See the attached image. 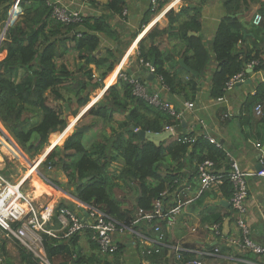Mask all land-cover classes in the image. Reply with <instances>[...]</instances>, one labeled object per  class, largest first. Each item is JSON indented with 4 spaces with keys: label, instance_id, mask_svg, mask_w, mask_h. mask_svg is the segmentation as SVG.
<instances>
[{
    "label": "trees",
    "instance_id": "1",
    "mask_svg": "<svg viewBox=\"0 0 264 264\" xmlns=\"http://www.w3.org/2000/svg\"><path fill=\"white\" fill-rule=\"evenodd\" d=\"M88 1L92 6L95 4V0ZM165 1L161 0L157 9L162 7ZM13 3L14 0H0L1 30ZM247 4V0H224V8L233 17L221 19L211 43L216 62V69L211 74L209 93L213 99L222 98L226 94V82L238 73L244 74L252 61L257 62V65L252 68L254 71L264 68L258 52L253 53L251 49L237 48L245 32L250 33L251 38L254 39L261 34L264 40V10L260 9L262 21L250 31L244 28L241 15H234L241 6ZM17 7L23 14L18 21L7 27L3 39L4 55L0 58V123L9 128L12 140L22 153L31 159L47 145L48 136L52 130L63 132L67 126L61 111L51 107L47 102V95L45 96V93L49 92L53 99L63 100L58 87L70 79L71 72L64 65L57 66L56 59L62 56L59 51L67 40L65 36L71 34V39L75 43L74 50L79 59H84L87 66L93 65L103 70L100 74L101 78L112 71L118 60L117 56L110 51L107 52L106 57L99 58L95 54L99 45V39L95 33H102L112 40L115 37V32L103 17H83L80 23L65 26L50 17V6L44 0H19ZM124 8L123 0H107L106 9L114 15H121ZM185 9L192 10L188 7ZM152 14L149 10L141 25L146 26ZM199 18L200 14L197 12L179 29V38L185 44L182 58L185 60V66L192 71L188 83L184 84L180 80V72L184 68L178 66L176 62H174L178 68L176 71H168L164 68L165 62L170 58L161 54L154 45L150 46L146 52L141 50L139 55L143 64H150L153 61V76L160 80L162 86H165L171 94L182 96L186 101L194 100L198 91L194 79L205 72L211 60L201 37L188 34L189 32L198 33L201 28ZM77 33H80V36H77ZM19 69L23 70V75L16 81ZM86 77L91 81L90 70L86 72ZM263 96L264 84L258 88L252 100L260 101ZM78 102L80 106H85L89 101L86 97L79 98ZM28 113L32 114L31 118L26 115ZM71 114L75 116L77 113L71 111ZM85 114L96 119L95 124L99 121L103 124L116 121L117 128H111L109 138L92 143L89 148L82 144V138L86 132L73 131L66 137L62 147L55 146L37 169L49 181H53L46 176V173L49 172L48 168L56 166L57 171L66 174L69 180L66 186L76 200L96 206L119 224L127 227L136 229L139 226L133 224L134 215L138 209L150 211L154 201L165 202L166 197L162 194L171 192L175 187L177 176L174 172L180 167V162L191 149V145H194L193 153L197 149L206 151L204 156L198 158L197 164L205 160L217 164L218 160L224 158L222 150L205 140L204 135L197 137L190 145L175 141L157 146L150 142L139 141L136 130L160 133L165 131L166 127L179 129L181 121L167 111L150 106L133 96L131 86L120 78L117 79L116 84L108 87L102 98ZM117 116H121V120H116ZM191 135L192 133L179 134L181 138L191 137ZM162 163L166 165L164 177L158 174ZM115 164H119V167L115 169L119 178H131L136 183L138 196L131 209L122 208L114 197L113 191L116 184L109 173H111L110 167ZM173 167L177 169L174 170ZM195 173L197 174V165ZM32 175H35L37 178L35 180L44 186V179L37 177L35 173ZM85 178H91V180L78 185V182ZM150 179L153 182H149ZM223 180L229 190L225 194L229 195L231 186L227 177ZM63 188L66 187L63 186ZM60 206L67 207L64 204L59 205V208ZM86 234L91 248H96L88 232ZM145 235L148 236V234ZM77 238L78 235L68 239H54L44 235L43 246L49 263L56 264L60 260L59 264H110L99 254L91 256L80 254L73 257V253L78 254L74 246ZM15 245L16 258L19 259L17 262L5 250V242L2 244L1 252L5 264H38L39 260L18 242H15ZM117 246L114 254L116 256L120 255L124 248L119 243ZM163 250H167L166 247L160 246L158 254L144 255L147 256L144 258L155 260L153 257L159 256ZM186 254L188 253H182V261H192L194 256L186 258ZM241 255L247 259L250 257V253ZM66 258L70 260H65ZM112 264H121L119 258Z\"/></svg>",
    "mask_w": 264,
    "mask_h": 264
},
{
    "label": "crops",
    "instance_id": "2",
    "mask_svg": "<svg viewBox=\"0 0 264 264\" xmlns=\"http://www.w3.org/2000/svg\"><path fill=\"white\" fill-rule=\"evenodd\" d=\"M44 1L48 5L59 2L68 10L78 12L82 18L103 17L115 32V37L112 40L102 33H95L99 39V45L95 54L101 58L106 57L107 52L110 51L117 56L118 60L112 71L104 78H101L100 74L103 70L97 69L93 65L87 66L84 59H79L77 52L74 50L75 43L71 39V34H67L65 36L67 40L64 46L60 47L59 51L62 53V56L56 59V65L66 66L67 70L71 72V76L64 85L58 87L63 100H55L51 97V100L48 102L51 107L58 108L60 111L63 108L68 115L71 111L78 112L77 115H79L91 102L99 101L102 98L100 91H103L106 85L113 84L117 74L123 73L138 77L149 92L157 93L162 100L168 102L179 113L180 127L172 138L165 142V145L175 142L177 135L180 133H192L191 137L194 138V141L197 137L204 135L213 139L221 146L224 158L218 160L217 164H214L213 167L214 175L218 176L220 181L214 182L207 188H202L201 179L195 173L196 162L199 157L204 156L205 150L197 149L193 153L192 147L194 145H191V149L188 150L187 155L182 158L180 167L178 169L173 167L174 170L177 169L174 172L177 176V182L175 183V187L172 188L173 190L165 194V208L173 207L177 203V200H180V204L183 206L177 215L175 225L165 229L167 244L178 245L189 250L186 258L194 256L193 259L199 260L201 264H243L239 260L247 259L241 255L244 253L243 251L229 243L230 240L237 239L240 234L236 223L238 216L231 210L229 204L231 193L229 195L225 194L229 190L226 187V182L223 180L229 172V156L237 162L244 173L247 185L246 211L242 219L250 231L251 240L264 247V177L257 176L258 171L264 170V107L262 115L256 116L253 108L257 101L252 100L258 88L264 84V68L254 71L252 68L247 67L243 77L220 99H213L209 94L211 90V74L216 69L211 43L221 19L231 16L224 8V0H166L162 7L155 9L156 11L151 8L150 0H123L125 8L121 15H114L106 9L107 0H95L93 6L88 0ZM247 2L248 4L241 6L234 15H241L244 28L250 31L255 27L252 23L254 16L259 14L262 18L260 9L264 10V0H247ZM186 7L192 10L187 11ZM149 10L153 14L149 16L148 24L143 26L141 25L142 21L145 20L146 13ZM197 12L200 14L199 23L201 28L198 33L189 32L188 34L201 37L211 60L205 72L194 79L198 87L194 100L186 101L182 96L171 94L165 86H162L158 78L152 77L148 66L142 63L139 55L141 50L146 52L150 46L154 45L161 54L170 58L165 62L164 68L168 71H176L178 68H176L174 62L178 66L181 65L177 60L185 62L182 58L185 44L179 38V29ZM77 35L80 36V33H77ZM251 37L250 33L246 34L245 32L237 48L240 50L251 49L253 53L258 52L260 59L264 63L263 35L259 34L255 39ZM89 70L91 71V81L86 77V72ZM194 76H196L195 73ZM180 80L184 84L188 83L190 73L185 69L181 71ZM93 92L95 94L91 97ZM48 93L46 92L45 96ZM86 97L89 102L85 106H80L78 99ZM188 102L193 104L191 109L185 107V104ZM62 116L65 117L67 115L63 114ZM75 123L77 122L73 119L63 132L59 135H53L49 140L50 144L57 145L62 143L64 138L69 135ZM103 125L100 121L96 122V126H99L96 129V135L102 136L95 140L97 142L110 136V134L105 135V132L101 133ZM111 128L116 129L117 126H111ZM87 137L88 133L83 135L82 144L84 146L88 142ZM83 140L85 141L84 143ZM14 145L16 152L20 154L19 148L15 143ZM6 149H8L6 145L0 146V170L4 173L5 177L3 169H6L4 161L5 153H7ZM165 166L162 163L158 169V174L162 177L166 175L164 171ZM118 167L119 164L112 165L110 167L111 173L109 174L115 183L119 180H132L134 183L132 206L128 208L131 209L136 203L138 196L136 183L131 178H119L117 176L118 172L115 170ZM27 178L29 179V177ZM26 179L20 180L22 181V185L26 182ZM33 182L39 184L36 180ZM149 182H153V180L150 179ZM39 186L42 187V191H45L42 185L39 184ZM63 186H65L64 182L59 187L62 190V195H64L63 198L65 196L70 197L73 201H64L58 204L57 209L59 205L64 204L68 208L71 206L74 212H76L75 197L69 191H64ZM31 190L33 193H36L35 188ZM76 213L82 218L85 217L80 211ZM138 225L137 231L142 234H148L149 237H154L152 224ZM56 226L54 225V227ZM84 239V235H78L74 246L77 247L78 243L81 249H85V246H82ZM114 239L116 244H122L124 248L118 256L101 257L110 264L117 261L118 258L121 264H188L190 262L182 261V256L178 258L168 248H166L167 250H163L159 256L153 257L155 260L144 258L150 255L144 256L141 254V251L149 249V244L139 240L138 236H134L131 233L116 234ZM5 250L10 256L15 258L16 262L19 261L16 258L17 252L14 241L11 243L9 241L5 242ZM214 250H217L216 255L206 257L198 255L200 251ZM82 252V254H85V250ZM86 253H89L87 256L95 255L97 254V250L96 248H91L90 245ZM45 258H47L46 254ZM247 260L253 263L264 264V254L262 256L250 254Z\"/></svg>",
    "mask_w": 264,
    "mask_h": 264
},
{
    "label": "built area",
    "instance_id": "3",
    "mask_svg": "<svg viewBox=\"0 0 264 264\" xmlns=\"http://www.w3.org/2000/svg\"><path fill=\"white\" fill-rule=\"evenodd\" d=\"M161 0H150L151 8L155 10ZM50 6V17L55 21L70 25L80 23L82 16L78 12L68 10L59 2H55ZM262 18L256 14L253 18V25L258 26ZM79 36V35H77ZM151 74L154 73V68L150 64H146ZM257 65L256 61H252L247 67L253 68ZM243 73H238L232 76L225 84L226 92L231 90L233 85L238 82ZM117 77L127 83L132 88V95L143 100L148 105L167 111L171 116L180 119L179 113L173 109L170 104L157 93L148 91L142 81L136 76H129L123 73L117 74ZM185 107L191 109L193 104L188 102ZM264 107L263 99L257 101L254 105L253 111L256 116H261ZM165 130H170L174 135L177 128L166 127ZM216 148L221 149V146L208 136H204ZM176 142L193 144L194 138H181L179 134L176 137ZM229 172L227 180L231 186V197L229 204L231 210L238 216L237 226L239 229V237L232 239L229 243L244 253L262 256L264 254V247L256 244L250 238V231L247 228L242 216L245 214V200L247 198V185L244 178V173L241 171L237 162L232 160L229 156ZM214 164L212 161L205 160L197 164V174L201 179L202 188H207L216 181H220L218 176L214 175ZM257 176L264 177V170L257 172ZM22 181L18 183L10 182L4 173L0 170V264H5L2 257V244L6 241L18 242L34 258L45 262L46 258L43 246V236L54 239H68L73 235H80L88 232L90 240L96 245L97 252L100 256H113L117 251V244L115 242L116 234L131 233L138 236L149 244V249L141 251L142 255H151L159 253V247H166L175 254L178 258L182 253H187L189 250L178 245H169L166 242L165 229L175 225L177 215L180 208V200L173 207L165 208L162 200H156L152 204L150 211L138 209L133 220L134 226L138 224H149L152 226L154 237H149L144 233H140L133 227H127L119 224L106 212L97 208L92 204L82 203L75 200L77 207L82 208L86 212L85 217H80L76 212L70 210L68 207H61L56 210L54 215V208L52 206H45L41 208L33 207L30 195H26L21 191ZM165 194H162V196ZM164 224V226H163ZM54 225H57L54 227ZM217 250L198 252L199 256L206 257L216 255ZM243 264H259L248 261L247 259L239 260ZM188 264H201L199 260H193Z\"/></svg>",
    "mask_w": 264,
    "mask_h": 264
},
{
    "label": "rangeland",
    "instance_id": "4",
    "mask_svg": "<svg viewBox=\"0 0 264 264\" xmlns=\"http://www.w3.org/2000/svg\"><path fill=\"white\" fill-rule=\"evenodd\" d=\"M19 0H14V3L11 7V9L8 11L7 13V17L5 19V22L3 24V28L0 32V58L3 57L4 53H3V39H4V33L7 29V27H9L11 24H13L14 22L18 21L19 18H21V15L23 14L22 10L20 8L17 7ZM162 11V10H161ZM232 17V15H231ZM23 75V70H17V80H19V78ZM110 76V75H109ZM108 76V77H109ZM106 79V78H105ZM118 77L115 78V81L113 82V84L110 85H106V87L112 86L114 84H116ZM101 96L103 91L101 90ZM95 94V92H93V94H91V97H93ZM100 96V98H101ZM49 100H51V95L48 93L47 94V102H49ZM98 101V100H97ZM96 101V102H97ZM96 102H91V103H96ZM90 103V104H91ZM89 107V105H88ZM87 106L85 107V109H83L84 111L87 112L86 110ZM83 110L81 112H83ZM85 112V113H86ZM78 113V112H77ZM83 114V118H81L77 123H75L74 127L72 128V130L70 131L69 135L73 132L74 129L77 128H83V127H88V131L86 132V134L88 133V142L85 143L86 147H89L91 145V143H95L97 141H95L96 139H99L102 136H97V131L96 129L99 128V126H96L95 124V120L93 117H91L88 114ZM66 114L67 116H65V120L67 123V126L69 125V123L76 118L78 115L76 114L75 116L73 114H71V112L66 113L65 110L62 108L61 110V115ZM71 114V115H70ZM28 117H32V114H26ZM121 116H117L115 117L116 120H121ZM105 123L102 126V132H105V135H109L110 134V129L111 126H117L116 125V121H111ZM66 126V128H67ZM65 128V129H66ZM64 129V130H65ZM61 132H51L48 136V140H47V145L43 148V150L41 152H39V154L33 156L31 159H28L23 153L22 150L19 148L20 150V154L18 152H16L15 149V145H14V141L12 140L11 136H10V130L9 128L0 123V146L6 145L8 149L7 153H5V164H6V169H3L5 172L6 177L9 179V181H11L12 183H18L21 179L23 178H27L29 177V179L27 178L24 182L23 185H21L22 190L24 191L25 194L30 195V199L32 200V205L33 207H37V208H41V207H45L48 205H52V207L54 208V215L56 213L57 210V206L58 204L63 203L64 201L68 202V201H73L72 198L70 197H66L63 198L64 195H62L63 193L61 192L62 190L59 189V184L61 185L62 182H64V187H66L65 189H63L64 191H69L68 186H66L68 184V178L66 176V174H62L59 171H57V169L55 168L56 166L52 167V168H48V173H46V176L50 179L55 181L57 184H54L53 181H49L45 176H43L38 169H35V174L37 175V177H40L42 179H44V183H43V187L45 189V191H42V188H38L37 190V186L35 185V183L33 181H35L34 179H37L35 175H32L31 173H28L30 170V164H33L35 161L38 160V163L42 160L44 153L49 149L50 147V138L53 135H59ZM68 135V136H69ZM97 136V137H96ZM66 138H64L65 140ZM60 144H57L55 146L61 148L63 145V142ZM85 141L83 140V143ZM15 151V152H13ZM34 173V172H33ZM26 175V176H25ZM25 176V177H24ZM66 176V177H65ZM66 179V181H65ZM131 180V179H130ZM37 181V180H36ZM39 183V182H38ZM116 187L114 188V197L116 199V201L121 205L122 208H130L132 205V199L134 197V183L131 181H127V180H123V181H117ZM57 185V186H56ZM61 187V186H60ZM36 193H33L31 189H34ZM39 191V192H38ZM32 194V195H31ZM62 195V196H61ZM35 196V197H34ZM37 196V197H36ZM56 208V209H55ZM136 213V212H135ZM84 235L85 239L82 241V246L84 245L85 249H81V247H79L78 243H77V247L75 248L76 252L78 254L73 253V257H75L76 255H80L82 254L85 250V255L87 256L89 253H86V250L88 247H90L89 241L87 239V235L86 232L80 234ZM8 242V241H7ZM9 242L11 243L12 241L9 240ZM97 250V249H96ZM15 252V250H14ZM98 255V252H97ZM100 256V255H99ZM45 258V257H44ZM65 260H70L68 258H66ZM73 260V259H72ZM58 264L61 263L60 260L57 261ZM38 264H50L49 261L45 260V262H41L38 261Z\"/></svg>",
    "mask_w": 264,
    "mask_h": 264
},
{
    "label": "water",
    "instance_id": "5",
    "mask_svg": "<svg viewBox=\"0 0 264 264\" xmlns=\"http://www.w3.org/2000/svg\"><path fill=\"white\" fill-rule=\"evenodd\" d=\"M177 62L187 71V72H192L189 68H187L185 65H184V62L183 60H177ZM151 65H153V61L151 62ZM152 77L153 74L151 75ZM108 87H105L104 90H103V93L107 90ZM102 93V94H103ZM91 107V106H90ZM89 109V108H88ZM67 111V109H66ZM83 115V114H82ZM81 118V117H80ZM80 118L76 121L78 122L80 120ZM57 130H52V132H56ZM73 131L75 132H80V133H84V132H87L88 131V127H83V128H77V129H74ZM139 141L141 142H150V143H153L155 145H160V144H163L165 142H167L168 140H170V138H172L173 134L170 130H165L163 132H160V133H153V132H145V131H142V130H136L135 131ZM55 147V145H51V147L44 153L43 155V158L42 160H44L46 158V156L48 155V153ZM41 160V161H42ZM40 161V162H41ZM39 162V163H40ZM38 163V160L35 161L33 164H30V166H35V168L39 165ZM91 178H85V179H82L80 180V182H78V185H81V184H84L86 183L87 181H90ZM70 210H73L74 209L70 206L69 207ZM77 211H80L84 216L86 215V212L84 210H82V208L78 207L76 210Z\"/></svg>",
    "mask_w": 264,
    "mask_h": 264
},
{
    "label": "bare ground",
    "instance_id": "6",
    "mask_svg": "<svg viewBox=\"0 0 264 264\" xmlns=\"http://www.w3.org/2000/svg\"><path fill=\"white\" fill-rule=\"evenodd\" d=\"M93 105V103H91V104H89V107L87 106V108H86V110H88V108H90V106H92ZM86 111H84L83 110V112H80V114L76 117V118H74V120L75 121H77L80 117L82 118V114H84ZM80 118V119H81ZM33 172L35 173V166H31V168H30V170H29V172L28 173H31V174H33ZM35 185L37 186V190H38V188H42L41 186H39V184H37L36 182H35ZM21 191L24 193V191L22 190V187H21ZM39 192V191H38ZM25 194V193H24ZM26 195H28V194H26Z\"/></svg>",
    "mask_w": 264,
    "mask_h": 264
},
{
    "label": "clouds",
    "instance_id": "7",
    "mask_svg": "<svg viewBox=\"0 0 264 264\" xmlns=\"http://www.w3.org/2000/svg\"><path fill=\"white\" fill-rule=\"evenodd\" d=\"M105 87H106V86H105ZM107 89H108V88H107ZM42 161H43V160H42ZM42 161H41V162H42ZM41 162H40V163H41ZM40 163H39V164H40ZM38 166H39V165H38ZM38 166H37L35 169H37V168H38ZM74 200H76V199L74 198ZM77 208H78V207H77Z\"/></svg>",
    "mask_w": 264,
    "mask_h": 264
}]
</instances>
